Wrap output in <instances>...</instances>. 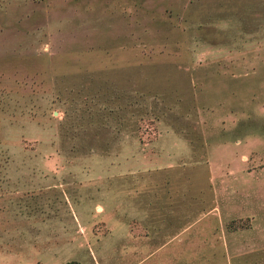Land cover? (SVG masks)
Returning <instances> with one entry per match:
<instances>
[{"label": "rangeland", "instance_id": "rangeland-1", "mask_svg": "<svg viewBox=\"0 0 264 264\" xmlns=\"http://www.w3.org/2000/svg\"><path fill=\"white\" fill-rule=\"evenodd\" d=\"M264 264V0H0V264Z\"/></svg>", "mask_w": 264, "mask_h": 264}, {"label": "trees", "instance_id": "trees-1", "mask_svg": "<svg viewBox=\"0 0 264 264\" xmlns=\"http://www.w3.org/2000/svg\"><path fill=\"white\" fill-rule=\"evenodd\" d=\"M64 264H79L77 261H68V262H65Z\"/></svg>", "mask_w": 264, "mask_h": 264}]
</instances>
